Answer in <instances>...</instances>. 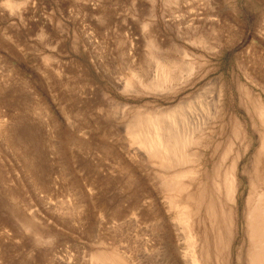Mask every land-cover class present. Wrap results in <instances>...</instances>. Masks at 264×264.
Wrapping results in <instances>:
<instances>
[{"label": "rangeland", "instance_id": "obj_1", "mask_svg": "<svg viewBox=\"0 0 264 264\" xmlns=\"http://www.w3.org/2000/svg\"><path fill=\"white\" fill-rule=\"evenodd\" d=\"M159 60L170 79L157 86ZM179 105L160 125L222 116L196 149L201 177L240 128L229 264H245L264 0H0V264H186L171 162L141 133Z\"/></svg>", "mask_w": 264, "mask_h": 264}, {"label": "bare ground", "instance_id": "obj_2", "mask_svg": "<svg viewBox=\"0 0 264 264\" xmlns=\"http://www.w3.org/2000/svg\"><path fill=\"white\" fill-rule=\"evenodd\" d=\"M162 63V60L158 61L152 78L154 82H157V86L170 79ZM181 108L182 105L175 106L167 110L165 114L162 112L148 113L150 114L149 119L142 125L143 130L141 131L148 140L142 143L145 146L155 145L157 149L152 152L158 150V155L171 162V175L167 177L171 187V212L174 211L177 215L175 220L177 225L183 226V228L174 226V232L177 238L181 233L185 241L187 257L185 263L229 264L230 248L235 238L234 179L230 160L240 138V128L237 123H234L231 130L232 141L225 146L224 143H218L208 149L209 155L205 160V165L202 164L203 168L206 167V171L201 177L199 175L201 160L196 149L204 146L207 132L210 131L214 122L222 120V116L217 108L209 110L206 107L205 115L188 122L183 129L178 130L176 121V123H170V121L168 127L160 125L159 120L163 115L165 118V116L176 114L181 112ZM253 109L259 121L260 136L257 139L254 155L252 154L249 166L246 167H249V178L243 216L244 257L245 264H264V107L255 105ZM135 133L140 134L139 131ZM169 168L168 165L167 169ZM198 185L202 188V192L198 191ZM200 214L203 215L199 220L198 215ZM199 230L201 231L198 232ZM199 240L200 255L197 254Z\"/></svg>", "mask_w": 264, "mask_h": 264}]
</instances>
